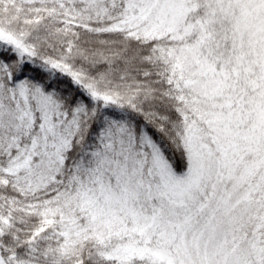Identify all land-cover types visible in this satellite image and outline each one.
<instances>
[{"label":"snow or ice","instance_id":"obj_1","mask_svg":"<svg viewBox=\"0 0 264 264\" xmlns=\"http://www.w3.org/2000/svg\"><path fill=\"white\" fill-rule=\"evenodd\" d=\"M0 264H264V0H0Z\"/></svg>","mask_w":264,"mask_h":264}]
</instances>
